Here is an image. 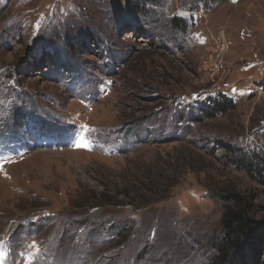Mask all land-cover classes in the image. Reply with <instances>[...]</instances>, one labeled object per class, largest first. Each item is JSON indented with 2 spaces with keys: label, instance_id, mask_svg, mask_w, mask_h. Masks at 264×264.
Masks as SVG:
<instances>
[{
  "label": "rangeland",
  "instance_id": "374dc122",
  "mask_svg": "<svg viewBox=\"0 0 264 264\" xmlns=\"http://www.w3.org/2000/svg\"><path fill=\"white\" fill-rule=\"evenodd\" d=\"M197 7L0 0V264H210L215 197L264 217V187L222 148L264 158V0ZM220 31L228 72L203 81ZM46 54L58 64L33 66ZM214 85L236 109L200 122Z\"/></svg>",
  "mask_w": 264,
  "mask_h": 264
},
{
  "label": "trees",
  "instance_id": "16d2710c",
  "mask_svg": "<svg viewBox=\"0 0 264 264\" xmlns=\"http://www.w3.org/2000/svg\"><path fill=\"white\" fill-rule=\"evenodd\" d=\"M195 1L199 4L196 9L202 8L205 11H210L225 0ZM173 25L176 28H181L177 19L173 21ZM55 55L46 54L33 66L53 67L58 64L57 55ZM262 86L264 88V83ZM235 109L236 105L233 99L224 96L210 97L201 105L202 120L200 122L226 116ZM13 124L15 127H19L16 122ZM222 148L224 149L223 158L228 161L229 167L247 176L255 184L264 187V158L261 154L248 156L240 149L229 146ZM215 198L214 200L218 199L222 206L223 236L218 242L213 243L214 256L210 264H264V217H257L255 197L228 190L223 191L218 198ZM86 224H89L87 220L81 223V226L85 227ZM113 234L117 235L118 241H123L126 238L127 230L119 229Z\"/></svg>",
  "mask_w": 264,
  "mask_h": 264
},
{
  "label": "built area",
  "instance_id": "2783aa9c",
  "mask_svg": "<svg viewBox=\"0 0 264 264\" xmlns=\"http://www.w3.org/2000/svg\"><path fill=\"white\" fill-rule=\"evenodd\" d=\"M214 41L215 46L209 48L206 54L202 57L198 70L201 79L207 82H214L228 72L224 66V57L228 52V44L224 31H220L218 38ZM221 88L222 86H212V93L214 96H223L220 94Z\"/></svg>",
  "mask_w": 264,
  "mask_h": 264
},
{
  "label": "bare ground",
  "instance_id": "6f19581e",
  "mask_svg": "<svg viewBox=\"0 0 264 264\" xmlns=\"http://www.w3.org/2000/svg\"><path fill=\"white\" fill-rule=\"evenodd\" d=\"M212 92V91H211ZM228 98V97H227Z\"/></svg>",
  "mask_w": 264,
  "mask_h": 264
}]
</instances>
